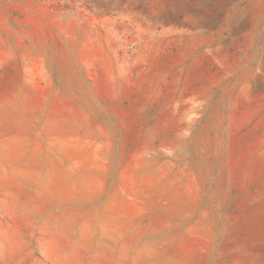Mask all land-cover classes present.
Instances as JSON below:
<instances>
[{
	"label": "rangeland",
	"instance_id": "rangeland-1",
	"mask_svg": "<svg viewBox=\"0 0 264 264\" xmlns=\"http://www.w3.org/2000/svg\"><path fill=\"white\" fill-rule=\"evenodd\" d=\"M0 264H264V0H0Z\"/></svg>",
	"mask_w": 264,
	"mask_h": 264
}]
</instances>
